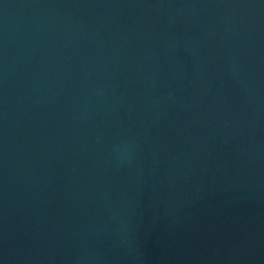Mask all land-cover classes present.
I'll use <instances>...</instances> for the list:
<instances>
[{"label": "water", "instance_id": "water-1", "mask_svg": "<svg viewBox=\"0 0 264 264\" xmlns=\"http://www.w3.org/2000/svg\"><path fill=\"white\" fill-rule=\"evenodd\" d=\"M0 264H264V0H0Z\"/></svg>", "mask_w": 264, "mask_h": 264}]
</instances>
